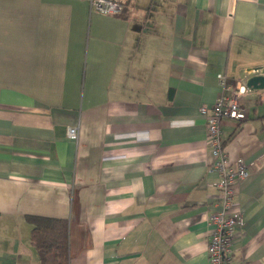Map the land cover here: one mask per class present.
I'll use <instances>...</instances> for the list:
<instances>
[{
    "label": "crops",
    "instance_id": "0c3cea01",
    "mask_svg": "<svg viewBox=\"0 0 264 264\" xmlns=\"http://www.w3.org/2000/svg\"><path fill=\"white\" fill-rule=\"evenodd\" d=\"M119 1L0 0V264H42L29 215L68 218L70 264H210L219 175L200 108L219 73L264 75V0ZM240 102L223 125L250 167L233 260L264 264V88Z\"/></svg>",
    "mask_w": 264,
    "mask_h": 264
},
{
    "label": "built area",
    "instance_id": "2783aa9c",
    "mask_svg": "<svg viewBox=\"0 0 264 264\" xmlns=\"http://www.w3.org/2000/svg\"><path fill=\"white\" fill-rule=\"evenodd\" d=\"M91 8L103 13H119L123 3L119 0H89ZM250 73H262L263 68L249 69ZM223 87L220 97L213 105H203L200 111L205 114L207 122V140L211 151L210 169L219 175V197L215 202L217 210L210 216L208 256L210 264H235L233 260V244L236 232L244 224L243 212L236 206L237 185L250 174V167L242 158L233 159L227 149L224 138V121L243 119L245 108L240 96L247 93L249 86L241 81L230 82L226 74H218ZM68 135L78 138V125L69 126Z\"/></svg>",
    "mask_w": 264,
    "mask_h": 264
},
{
    "label": "trees",
    "instance_id": "16d2710c",
    "mask_svg": "<svg viewBox=\"0 0 264 264\" xmlns=\"http://www.w3.org/2000/svg\"><path fill=\"white\" fill-rule=\"evenodd\" d=\"M29 219L33 222L31 241L41 255L42 264H70L68 218L29 215Z\"/></svg>",
    "mask_w": 264,
    "mask_h": 264
},
{
    "label": "water",
    "instance_id": "95a60500",
    "mask_svg": "<svg viewBox=\"0 0 264 264\" xmlns=\"http://www.w3.org/2000/svg\"><path fill=\"white\" fill-rule=\"evenodd\" d=\"M247 85L249 87H253L254 89L264 88V75L255 74V75L249 76L247 80Z\"/></svg>",
    "mask_w": 264,
    "mask_h": 264
}]
</instances>
